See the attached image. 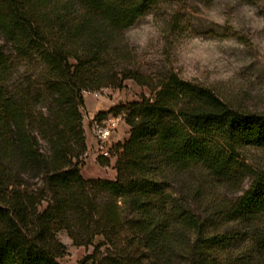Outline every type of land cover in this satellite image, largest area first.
I'll use <instances>...</instances> for the list:
<instances>
[{"label":"trees","instance_id":"trees-1","mask_svg":"<svg viewBox=\"0 0 264 264\" xmlns=\"http://www.w3.org/2000/svg\"><path fill=\"white\" fill-rule=\"evenodd\" d=\"M159 1L0 0V264H61L60 231L103 238L80 264H264V172L240 159L264 112L132 67L124 32ZM128 79L149 95L117 108L116 178L86 179L83 91Z\"/></svg>","mask_w":264,"mask_h":264},{"label":"rangeland","instance_id":"rangeland-1","mask_svg":"<svg viewBox=\"0 0 264 264\" xmlns=\"http://www.w3.org/2000/svg\"><path fill=\"white\" fill-rule=\"evenodd\" d=\"M133 52L132 67L159 76L174 71L180 77L212 88L231 106L264 112V0H164L153 4L124 32ZM0 49L9 53L10 44L0 38ZM17 66L12 82L24 71ZM149 90L128 79L121 88L104 87L83 91V128L87 151L81 173L86 179H115V146L129 137V125L118 113L119 106L139 100ZM108 159L102 165L97 157ZM240 159L264 172V149L245 148ZM220 193L235 197L247 190ZM57 239L66 245L61 264L80 261L100 243L76 245L66 231ZM106 245L100 247L103 250ZM177 264V263H176Z\"/></svg>","mask_w":264,"mask_h":264}]
</instances>
